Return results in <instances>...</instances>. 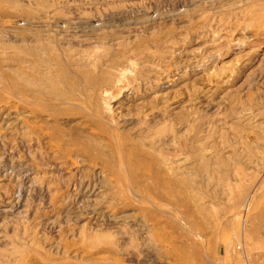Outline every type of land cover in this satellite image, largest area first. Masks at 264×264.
Segmentation results:
<instances>
[{
  "label": "rangeland",
  "instance_id": "1",
  "mask_svg": "<svg viewBox=\"0 0 264 264\" xmlns=\"http://www.w3.org/2000/svg\"><path fill=\"white\" fill-rule=\"evenodd\" d=\"M0 264H264V0H0Z\"/></svg>",
  "mask_w": 264,
  "mask_h": 264
}]
</instances>
